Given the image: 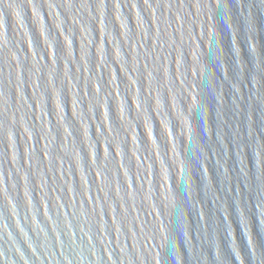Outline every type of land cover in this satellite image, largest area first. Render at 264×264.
Returning <instances> with one entry per match:
<instances>
[{
    "label": "water",
    "instance_id": "water-1",
    "mask_svg": "<svg viewBox=\"0 0 264 264\" xmlns=\"http://www.w3.org/2000/svg\"><path fill=\"white\" fill-rule=\"evenodd\" d=\"M0 264H264V0H0Z\"/></svg>",
    "mask_w": 264,
    "mask_h": 264
}]
</instances>
